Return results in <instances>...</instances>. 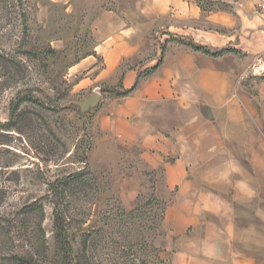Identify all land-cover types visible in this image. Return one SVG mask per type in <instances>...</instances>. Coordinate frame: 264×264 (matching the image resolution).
Segmentation results:
<instances>
[{
	"label": "crops",
	"instance_id": "crops-1",
	"mask_svg": "<svg viewBox=\"0 0 264 264\" xmlns=\"http://www.w3.org/2000/svg\"><path fill=\"white\" fill-rule=\"evenodd\" d=\"M256 1L229 2V11L203 10L197 0L112 1L96 21L94 54L73 66L75 77L89 76L75 89L89 82L130 91L101 107L93 132L124 167L123 208L149 186L162 202L170 264H264V21ZM189 44L229 52L213 57ZM250 78L260 93L249 91Z\"/></svg>",
	"mask_w": 264,
	"mask_h": 264
},
{
	"label": "rangeland",
	"instance_id": "rangeland-1",
	"mask_svg": "<svg viewBox=\"0 0 264 264\" xmlns=\"http://www.w3.org/2000/svg\"><path fill=\"white\" fill-rule=\"evenodd\" d=\"M112 1L0 0V264H16L15 256L37 264H170L162 202L149 186L132 210L123 208L124 167L93 132L95 115L117 99L115 87L75 89L89 76L75 77L73 66L94 53L96 21ZM197 1L229 11L237 0ZM247 87L260 93L252 78ZM93 93L99 104L83 111L78 103ZM53 184L66 196L52 199ZM53 200L67 215L65 260L55 246Z\"/></svg>",
	"mask_w": 264,
	"mask_h": 264
},
{
	"label": "trees",
	"instance_id": "trees-1",
	"mask_svg": "<svg viewBox=\"0 0 264 264\" xmlns=\"http://www.w3.org/2000/svg\"><path fill=\"white\" fill-rule=\"evenodd\" d=\"M200 6L203 10H205L202 7L201 2H200ZM208 11H211V10H208ZM189 47L196 52H202L204 54H207V55H210L213 57H219V56L224 55V54L229 52L228 50H223L221 52L212 54L210 51L206 50L203 47H198V46H195L193 44H189ZM89 56H91V55H89ZM120 89H122V87H119L118 89H109V91L114 93V94L116 92L117 97H124V96L129 95L130 91L120 92L119 91ZM17 106H20V105H16L15 109L12 112L13 116L19 109V107H17ZM84 177H85L84 175H81V176L79 175L73 179L70 178V180L65 179V182L67 181V184H69L72 182V180H82V179H84ZM58 182L61 183L59 180L57 181V183ZM62 182L64 183V181H62ZM60 190H61V187L56 186V184L51 185L50 191H51L52 199L58 198L61 195ZM65 196L66 195H61V197H65ZM53 205L55 206V208H54V210H55V221H54V224H55V243H56L55 246L58 249H60V251L62 252V255H63V259L65 260L66 258H69L71 256V253H72L71 240L69 239V235H68V231H67V215H66V212L63 209H61L59 203H55L53 200ZM42 246L45 247V244L43 243ZM14 261L16 262V264H37V261L33 257L25 258V257L15 256Z\"/></svg>",
	"mask_w": 264,
	"mask_h": 264
},
{
	"label": "water",
	"instance_id": "water-1",
	"mask_svg": "<svg viewBox=\"0 0 264 264\" xmlns=\"http://www.w3.org/2000/svg\"><path fill=\"white\" fill-rule=\"evenodd\" d=\"M100 99L101 96L98 93H94L90 97H88L85 101L79 102L78 104L83 111H86L91 107L97 106L99 104Z\"/></svg>",
	"mask_w": 264,
	"mask_h": 264
},
{
	"label": "built area",
	"instance_id": "built-area-1",
	"mask_svg": "<svg viewBox=\"0 0 264 264\" xmlns=\"http://www.w3.org/2000/svg\"><path fill=\"white\" fill-rule=\"evenodd\" d=\"M256 14L262 21H264V0L258 1L256 5Z\"/></svg>",
	"mask_w": 264,
	"mask_h": 264
}]
</instances>
